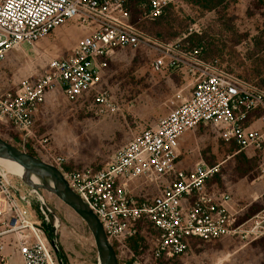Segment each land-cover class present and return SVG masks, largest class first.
<instances>
[{"label":"built area","instance_id":"obj_1","mask_svg":"<svg viewBox=\"0 0 264 264\" xmlns=\"http://www.w3.org/2000/svg\"><path fill=\"white\" fill-rule=\"evenodd\" d=\"M129 2L0 0V63L10 51L34 47L72 20L93 28L68 56L52 58L40 74L0 94V125L17 132L24 149L32 146L39 107L58 89L72 102L93 94L99 113L118 111L100 86L106 59L119 48L149 49L157 74L185 70L193 79L192 93L119 148L103 168L65 172L63 158L53 164L98 216L108 240L118 246L119 264H159L186 255L192 240L212 242L237 233L228 209L231 195L209 185L221 175V165L211 166L201 158L194 168L180 169V141L188 132L212 127L238 152L264 154V89L204 61L202 48L187 51L180 42L149 36L132 21ZM180 2L184 0H148L142 5L143 17L160 18ZM260 167L263 173L264 163ZM138 181L154 186L156 194L136 196L132 185ZM145 220L159 232L150 240V260L144 248L137 253L128 244ZM59 225L41 190L22 178L13 181L0 163V264H65L56 233Z\"/></svg>","mask_w":264,"mask_h":264},{"label":"rangeland","instance_id":"obj_2","mask_svg":"<svg viewBox=\"0 0 264 264\" xmlns=\"http://www.w3.org/2000/svg\"><path fill=\"white\" fill-rule=\"evenodd\" d=\"M147 2H129L137 23L144 20L142 5ZM87 28L72 20L34 47L10 51L0 63V94L40 74L52 58L68 56ZM144 28L153 37L180 42L188 51L205 44L207 59L249 81L258 83L263 77L264 0H225L213 11L180 2L167 17L145 24ZM178 33L179 37L173 38ZM153 59L147 48H119L106 59L100 87L111 95L118 109L114 113H99L93 94L72 102L63 92H53L39 107L32 146H19L16 134L2 125L0 135L48 163L55 164L63 158L65 172L99 170L119 148L168 115L182 97L193 91V79L185 70L157 74L152 70ZM45 139L47 144L43 143ZM179 154L180 169L194 168L201 158L211 166L220 164L221 175L209 185L216 191L231 193L244 210L234 215L237 233L212 242L193 240L186 255L161 260L159 264H264V172L260 167L264 154L253 150L237 153L233 146L221 141L212 127L185 134ZM18 179L13 175V181ZM41 192L60 221L56 233L64 263L99 264L95 240L86 222L57 196ZM141 230L147 237L156 234L148 223ZM151 248L148 241L145 259L150 260Z\"/></svg>","mask_w":264,"mask_h":264},{"label":"water","instance_id":"obj_3","mask_svg":"<svg viewBox=\"0 0 264 264\" xmlns=\"http://www.w3.org/2000/svg\"><path fill=\"white\" fill-rule=\"evenodd\" d=\"M0 158L18 160L26 170L25 178H22L25 184L35 190H45L54 194L86 222L94 237L100 264H119L117 252L108 240L98 216L70 187L63 172L57 166L25 152L2 136H0ZM31 175L41 179L42 184H34Z\"/></svg>","mask_w":264,"mask_h":264},{"label":"trees","instance_id":"obj_4","mask_svg":"<svg viewBox=\"0 0 264 264\" xmlns=\"http://www.w3.org/2000/svg\"><path fill=\"white\" fill-rule=\"evenodd\" d=\"M224 1H225V0H184V3H189V2H190V3L193 4L194 6H197V7L201 8V9H203V10H205V11H213V10H215L216 8H218L219 6H221V5L224 3ZM176 5H177V4H174V5L169 6L168 9H167V14H165L164 16H162V17H160V18H155V19H144V20L141 22V24H140V23H137V21L134 20V19H133V16H132V21L137 25V27H138L140 30H142L143 32H145V33L148 34L149 36L153 37V36L150 35L147 31H145L144 25H145V24H153V23H155V22H157V21H159V20H161V19L167 17L169 11H170L172 8H174ZM130 11H131V10H130ZM131 13H132V12H131ZM177 37H179V33L176 34L173 38H177ZM153 38H155V39H157V40H160V41H162V42H165V43H169V41H164V40L159 39V38H156V37H153ZM195 48H202V54H201V57L203 58L204 61L209 62V63H215L216 66H217L219 69L224 70V71H226V72H228V73L234 74V73H232V72L226 70L225 68L221 67L220 65H218V63H216L215 61H213V60H209V59H207V58L205 57V53H206V51H207L206 48H205V44L202 43V44H200V45H197V47H195ZM192 49H194V48H190V50H192ZM185 50H187V49H185ZM187 51H188V50H187ZM234 75H236V74H234ZM236 76H237L238 78L244 80L245 82H248V83L254 84V85H256V86H258V87L264 89V72L261 74V76H263V77H262L261 81L258 82V83L253 82V81H249V80H247V79H245V78H243V77H240V76H238V75H236ZM10 130H11L14 134H16V136L18 137L19 142H20V141H21L20 135H19L17 132H15L13 129H10ZM0 136H2V135H0ZM2 137H3V136H2ZM3 138H5V137H3ZM5 139H6V138H5ZM221 141H222V140H221ZM222 142H223V141H222ZM223 143H224V142H223ZM14 144H15V143H14ZM224 144H226V143H224ZM15 145H16V144H15ZM18 145H19V143H18ZM226 145L233 146L234 149H236L237 153H241V152H238V147H237L236 145H234V144H226ZM19 146H20V145H19ZM19 146H18V147H19ZM29 153H30V151H29ZM219 176H220V175H217L215 178H217V177H219ZM146 223H148V224H150V225L152 226V228L154 229V231H155L156 234L153 235V233H152L151 236H149V237L146 236L147 234H145V233L141 230V226H142L143 224H146ZM138 228H139V233H138L135 237H133V238H131V239L128 240L129 247H130L132 250H134L135 252H137V253H139V251H140L141 248H144V249H145V247L147 246V242H148V241L150 242L151 238H156V237L159 235V232L154 228L153 224H152L151 222L147 221V220H145V221H143V222H140V223L138 224ZM192 241H193V240H192ZM113 246H114L115 250L118 251V246H117L115 243L113 244ZM159 262H160V261H159Z\"/></svg>","mask_w":264,"mask_h":264},{"label":"crops","instance_id":"obj_5","mask_svg":"<svg viewBox=\"0 0 264 264\" xmlns=\"http://www.w3.org/2000/svg\"><path fill=\"white\" fill-rule=\"evenodd\" d=\"M92 31H93V28H87L80 36H79V38L81 37V38H83V37H85V36H87V35H90L91 33H92ZM80 38V39H81ZM79 39V40H80ZM78 40V41H79ZM39 43V42H38ZM37 43V44H38ZM78 43V42H77ZM76 43V44H77ZM76 46V45H75ZM74 49V48H73ZM72 52V51H71ZM59 91H61L60 89H58V90H56L54 93H56V92H59ZM62 92V91H61ZM52 94H53V92H52ZM190 94H187V96H189ZM171 111V110H170ZM167 116V115H166ZM165 117V116H164ZM163 118V117H162ZM161 119V118H160ZM159 119V120H160ZM158 120V121H159ZM157 121V122H158ZM156 122V123H157ZM250 150H246L245 152L247 153V152H249ZM249 157V156H248ZM178 167H179V165H178ZM170 178H168L167 180H169ZM132 189H133V192L135 193V195L136 196H147V195H150L151 193H155L156 192V190H155V187L154 186H146L145 184H143L142 182H140V181H138V182H135L133 185H132ZM151 190H154L153 192H150ZM226 192V191H225ZM227 193H229L228 191H227ZM230 195H231V198H232V201L229 203V205H228V209H229V211L233 214V215H239L240 213H242V211L244 210L243 208H241L240 207V205L238 204V202H236L235 201V199H234V197L232 196V194L231 193H229ZM262 196V195H261ZM258 199V198H257Z\"/></svg>","mask_w":264,"mask_h":264},{"label":"bare ground","instance_id":"obj_6","mask_svg":"<svg viewBox=\"0 0 264 264\" xmlns=\"http://www.w3.org/2000/svg\"><path fill=\"white\" fill-rule=\"evenodd\" d=\"M0 163L6 167V169L8 170V172L11 175H15V176H17L19 178H23V179L25 178L26 170H25L24 166L18 160L0 158ZM31 180L36 185L42 184V180L39 179L38 177H36L35 175H31ZM49 183L52 184V182H50V181H49Z\"/></svg>","mask_w":264,"mask_h":264}]
</instances>
